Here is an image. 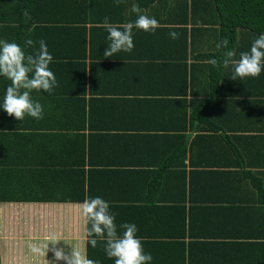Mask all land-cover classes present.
I'll return each instance as SVG.
<instances>
[{
    "label": "crops",
    "instance_id": "crops-1",
    "mask_svg": "<svg viewBox=\"0 0 264 264\" xmlns=\"http://www.w3.org/2000/svg\"><path fill=\"white\" fill-rule=\"evenodd\" d=\"M141 14L160 26L134 28L131 52L104 57L105 28L94 45L47 46L57 86L32 93L42 119L0 108V264H53L51 251L31 250L46 251L49 235L65 252L114 264L85 237L81 204L97 196L118 226L136 224L149 264H216L201 244L264 242V75L232 80L229 66L211 77L203 52L218 49V32L193 30L186 46L184 14ZM113 17L121 25L137 14L121 6ZM256 38L241 32L236 45L249 51ZM10 83L2 77L0 104ZM247 258L235 264L261 261Z\"/></svg>",
    "mask_w": 264,
    "mask_h": 264
},
{
    "label": "trees",
    "instance_id": "trees-1",
    "mask_svg": "<svg viewBox=\"0 0 264 264\" xmlns=\"http://www.w3.org/2000/svg\"><path fill=\"white\" fill-rule=\"evenodd\" d=\"M133 4L138 5L142 11L157 10L184 14L179 27L184 31L186 46H190L192 31L196 29L201 36H211L214 31L218 32L220 42L227 36L229 47L236 52L235 59L239 58L243 48L236 45L239 33L247 31L257 37L264 34V0H122L119 4L116 0H0V40L14 41L24 48V42L28 39L37 42V46L40 40L45 41L47 46L94 45V34L99 30L97 28H104L101 26L104 18L107 16L111 23H117L119 19L114 18L113 13L121 6L124 10L131 11ZM25 11L30 14V19L23 15ZM170 21L176 22L178 19L170 17ZM36 38L39 41H36ZM222 52L223 49L218 48L203 52V57L218 58ZM209 65L211 77L225 74L224 67ZM186 67L184 65V68ZM261 74L264 75V70ZM2 77L0 76V81ZM215 235L219 237L220 233ZM225 243H203L199 248L211 257V261L215 257L216 264H235V261L243 257H249L247 259L254 262L259 258V264H264V242ZM192 245L194 246L192 243H186L185 247L184 242L176 243V246H181V250L186 249V253L193 249Z\"/></svg>",
    "mask_w": 264,
    "mask_h": 264
},
{
    "label": "clouds",
    "instance_id": "clouds-1",
    "mask_svg": "<svg viewBox=\"0 0 264 264\" xmlns=\"http://www.w3.org/2000/svg\"><path fill=\"white\" fill-rule=\"evenodd\" d=\"M121 2L122 0H116L117 4ZM131 12L137 14V19L121 25L111 23L107 16L104 18L101 26L107 30V39L110 41L104 50V57L111 58L120 51L131 52L135 46L134 28L154 33L160 26L154 17L141 14V9L136 4L132 5ZM23 15L30 19L27 11ZM169 35L172 39H177L179 36L174 31ZM24 43L32 47L33 52H26L24 47L14 41L0 40V76L11 82L6 88L0 108L18 121H23L26 115L39 120L44 116V109L38 101L33 100L32 93L34 91L51 93L57 86L56 77L49 68L53 56L43 40L38 42V48L35 47L37 42L32 39ZM229 43V39L225 37L217 45L218 48L223 49L221 56L210 59L208 63L213 67L224 68L231 65L234 72L232 80H236L237 77L241 80L246 77H258L264 70V34H260L252 42L249 51L240 52L238 59H235L236 52L229 47ZM81 211L87 243L95 248L98 242H101L106 256L113 259L114 264H149L152 260L151 254L145 253L142 240L137 236L136 224L123 223L118 226L108 201L99 196L85 199L81 204ZM46 239L48 241L45 245L46 251L42 252L41 248L35 244L31 245V250L43 255L51 251L55 258L53 264L61 260L65 264H99V261L88 258L86 251L71 245L70 252L57 247L62 239L55 235H49ZM64 242L65 245H69L66 241ZM49 244L52 245L51 248Z\"/></svg>",
    "mask_w": 264,
    "mask_h": 264
}]
</instances>
